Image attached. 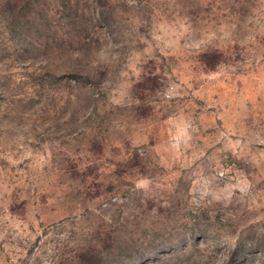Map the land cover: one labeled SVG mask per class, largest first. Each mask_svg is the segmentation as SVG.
Here are the masks:
<instances>
[{
	"label": "rangeland",
	"instance_id": "1",
	"mask_svg": "<svg viewBox=\"0 0 264 264\" xmlns=\"http://www.w3.org/2000/svg\"><path fill=\"white\" fill-rule=\"evenodd\" d=\"M0 264H264V0H0Z\"/></svg>",
	"mask_w": 264,
	"mask_h": 264
}]
</instances>
